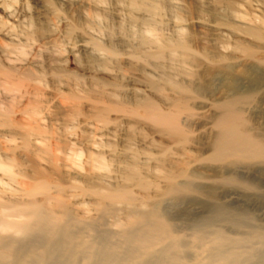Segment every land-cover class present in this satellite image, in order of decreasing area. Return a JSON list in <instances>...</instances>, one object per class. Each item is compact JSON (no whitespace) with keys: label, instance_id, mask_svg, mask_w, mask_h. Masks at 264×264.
Segmentation results:
<instances>
[{"label":"bare ground","instance_id":"6f19581e","mask_svg":"<svg viewBox=\"0 0 264 264\" xmlns=\"http://www.w3.org/2000/svg\"><path fill=\"white\" fill-rule=\"evenodd\" d=\"M212 1L224 2L227 8L229 20L221 19L222 26L260 42V46L249 41L239 44L247 56L257 58L256 49H264V20L253 23L256 19H248L236 9V0ZM125 2L130 22L145 26L138 34L132 33L139 37V49L147 45L157 48V52L146 51L148 55L141 57L145 60L166 58L182 66L200 62V51L188 39L191 23L187 28L180 26L173 38L158 32L157 18L168 6L165 1ZM176 18L179 22L188 20L180 14ZM92 45L96 50L116 52L113 46H106L95 38ZM201 53L213 66H218L216 58L206 50ZM133 54L138 56L137 52ZM259 63L264 65V58ZM207 74L210 77L222 74L227 83L222 98L212 102L213 133L206 143L193 136L192 120L198 115L197 109L209 105L196 102L209 95L212 86L208 84L182 82L171 75L165 78V83L150 77L151 87L168 104L167 108L151 96H141L131 106L108 99L107 105H97L91 114L93 120L107 124L110 112L123 113L147 122L168 139V144L161 145L158 154L133 150L132 160L121 162L125 183L114 185L107 179L112 176L107 173L112 159L100 149L98 142L90 139L94 150L88 152L86 166L90 170L88 174H96L99 180L83 187L71 183L75 193L92 198L90 205L74 201L78 194L67 195L62 182L47 178L24 190L28 197L24 202L13 205L0 200V264H264V225L250 208L224 202L219 186L234 185L245 192L259 194L260 187L239 174L236 168L225 173L220 171L228 166L264 164V128L254 127L246 112L255 95L264 89V68L246 67L239 74L234 67H208ZM244 79L246 84L242 82ZM168 84L176 94H167ZM101 97V102L106 99ZM80 98L75 93L71 95L74 101ZM75 108L78 110V106ZM37 111L38 108L30 110L33 114ZM0 122L19 127L8 117ZM33 133L34 130L23 133L25 147L29 146ZM191 146H198V151ZM142 153L145 154L143 162L140 161ZM82 154V151H71L68 159H80ZM197 161L207 165L195 166ZM209 165L216 166L213 175L208 173ZM0 171L14 179L10 165L0 162ZM209 179L213 180L212 184ZM37 195L41 198H36ZM3 197L0 193V198ZM258 198L264 203V194ZM168 200L177 204L200 203L203 214L193 216L185 212L181 218L183 229L177 222L179 216L172 215L171 209L165 207ZM90 206L96 215L89 213ZM227 226L234 233L228 232Z\"/></svg>","mask_w":264,"mask_h":264},{"label":"rangeland","instance_id":"374dc122","mask_svg":"<svg viewBox=\"0 0 264 264\" xmlns=\"http://www.w3.org/2000/svg\"><path fill=\"white\" fill-rule=\"evenodd\" d=\"M97 1L0 0V119L8 117L19 124L15 127L0 122V162L10 165L15 173L14 179H10L0 171V193L5 196L0 198L1 201H10L13 205L24 202L28 199L24 190L47 178L51 182H62L67 195L78 194L74 201L90 205L92 198L75 193L71 183L83 187L99 180L96 174H88L90 170L86 163L88 152L94 150L92 139L112 159L111 170L107 172L112 176L107 179L114 185L125 183L121 162L132 160L133 150L158 154L160 146L168 144V139L147 122L123 113L110 112L107 124L93 120L91 114L97 105H107L108 99L131 106L137 98L151 96L167 108L168 104L151 87L150 77L165 83V78L171 75L182 82L208 84L212 86L209 95L196 102L209 105L197 109L198 115L192 120L193 136L206 143L213 133L212 102L222 98L227 83L222 74L207 76L208 67H234L239 74L246 67L264 68L259 63V59L264 58L263 48L256 49L258 55L255 59L239 48L243 41L259 46L260 42L220 24L222 20H229L224 2L160 0L168 5L157 18L158 32L163 36L173 38L180 26L187 28L191 23L188 39L200 51V62L182 66L166 58L145 60L141 57L157 52V48L147 45L139 49L137 34L145 26L130 22L128 7L124 5L126 0ZM236 1V9L246 18L256 19L253 23L260 24L264 20V0ZM176 14L188 20L179 22ZM134 31L136 36L132 34ZM93 38L106 46H113L116 52L110 54L96 50L92 45ZM203 50L216 58L218 66L204 58ZM134 52L139 57L134 56ZM7 73L8 77L5 76ZM242 82L246 84L247 80ZM165 88L167 94H176L170 85ZM71 93L81 98L74 101ZM100 96L106 99L101 102ZM252 102L246 110L251 124L264 128V89L255 95ZM32 108L39 111L33 114L30 112ZM26 130H34L30 136L32 142L27 147L24 146L23 134ZM193 146L191 149L197 152L198 146ZM71 151L84 154L80 159H68ZM144 160L145 154L142 153L140 161ZM198 162L195 166L207 165ZM153 165L156 166L155 163ZM209 166L208 173L213 175L216 166ZM227 169L237 170L260 187V191L258 194L245 192L234 185H219L224 202L250 208L258 222L264 225V203L258 198L264 194V164L228 166L218 170L225 173ZM211 181L209 179L208 182L212 184ZM36 198H41V195ZM165 207L171 209L172 215L179 216L177 222L183 229L185 225L181 218L185 212L193 216L203 214L200 203L177 204L168 200ZM89 213L96 215L91 206ZM227 229L234 233L231 227L227 226Z\"/></svg>","mask_w":264,"mask_h":264}]
</instances>
